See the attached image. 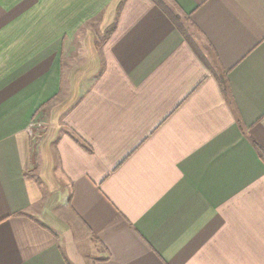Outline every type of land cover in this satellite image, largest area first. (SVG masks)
<instances>
[{"label":"crops","instance_id":"1","mask_svg":"<svg viewBox=\"0 0 264 264\" xmlns=\"http://www.w3.org/2000/svg\"><path fill=\"white\" fill-rule=\"evenodd\" d=\"M0 264H264V0H0Z\"/></svg>","mask_w":264,"mask_h":264},{"label":"built area","instance_id":"2","mask_svg":"<svg viewBox=\"0 0 264 264\" xmlns=\"http://www.w3.org/2000/svg\"><path fill=\"white\" fill-rule=\"evenodd\" d=\"M37 126H39V125H37ZM35 128H37L38 130L40 129L39 127H35ZM34 130H35V129H33L32 127L29 128V132H30V133H33Z\"/></svg>","mask_w":264,"mask_h":264},{"label":"rangeland","instance_id":"3","mask_svg":"<svg viewBox=\"0 0 264 264\" xmlns=\"http://www.w3.org/2000/svg\"><path fill=\"white\" fill-rule=\"evenodd\" d=\"M42 134H43V131H42V130H40V132H39V135H38V137H37L36 141H38V139H40V138H41Z\"/></svg>","mask_w":264,"mask_h":264},{"label":"trees","instance_id":"4","mask_svg":"<svg viewBox=\"0 0 264 264\" xmlns=\"http://www.w3.org/2000/svg\"><path fill=\"white\" fill-rule=\"evenodd\" d=\"M111 29H112V27H111ZM111 29H109V31H110ZM109 31H107V32H109Z\"/></svg>","mask_w":264,"mask_h":264}]
</instances>
